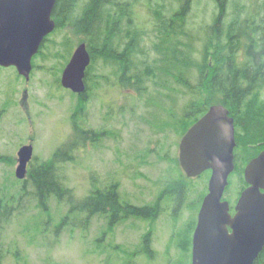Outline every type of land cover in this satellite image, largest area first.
<instances>
[{"label":"rangeland","instance_id":"rangeland-1","mask_svg":"<svg viewBox=\"0 0 264 264\" xmlns=\"http://www.w3.org/2000/svg\"><path fill=\"white\" fill-rule=\"evenodd\" d=\"M232 1L224 10L226 22ZM240 1L248 6L256 0ZM146 2L149 10L145 0L135 3L136 26L144 32L133 84L120 82L117 63L97 56L87 69L84 99L63 89L60 77L73 50L87 46L83 35L66 28L48 36L27 81L13 67H0V205L10 212L0 219V264H191V238L210 175L185 178L177 164L178 145L190 127L186 107L200 100L192 66L201 60L222 9L214 0ZM161 5L163 17L185 11L181 40L192 50L188 67L169 66L154 52L161 39L152 30L154 11ZM75 128L96 133L95 141H79ZM69 144L75 148L63 174L68 197L77 205L91 190L114 183L122 203L154 208V215L111 223L110 215L84 219L86 213H70L66 202L39 201L30 183L16 179L22 146L31 145V161L40 163ZM236 154L245 165L246 152L237 148ZM237 181L231 180L228 202L237 200ZM175 191H183L179 200Z\"/></svg>","mask_w":264,"mask_h":264},{"label":"trees","instance_id":"trees-1","mask_svg":"<svg viewBox=\"0 0 264 264\" xmlns=\"http://www.w3.org/2000/svg\"><path fill=\"white\" fill-rule=\"evenodd\" d=\"M136 1L56 0L52 12L56 24L54 31L66 28L74 35H83L91 62L97 56L112 60L119 65L120 82L133 84L132 79L137 76L134 72L139 71L137 58L141 52L138 42L144 32L136 26ZM214 1L222 9V14L207 36V43L200 53L201 60L192 66L198 72L195 93L200 100L191 101L187 105L184 119H190L191 126L210 106L223 105L234 120L236 149L242 148L246 152L247 163L264 149V0H256L248 6L240 0H233V12L228 22L224 10L230 0ZM143 6L149 10L151 5L148 6L145 0ZM162 6L154 11L152 30L161 38L160 43L154 46V52L161 55L169 66L188 67L192 50L181 40L186 31L184 10L180 9L171 16L164 14L163 17L160 12H164ZM47 39H44L39 52ZM121 45L125 47L119 52L117 48ZM210 50L213 51L210 53ZM87 74L86 70L85 84ZM182 83L186 85L183 80ZM79 96L84 99L86 92ZM75 134L79 135V141L86 137L94 140L97 136L96 133L83 132L78 128ZM253 147L255 151L251 149ZM74 148V145L69 144L64 150L59 149L46 162L39 163L36 158L31 161L27 178L23 182L31 184L39 201L51 198L57 203L66 202L70 213H86L84 219L94 215H110L107 218L109 223L133 216L151 218L154 215V208H134L122 203L114 183L101 190H91L77 205L68 197L71 196V190L66 186L63 174L64 163L71 159L67 154ZM234 153L237 163L236 150ZM243 168L244 165H235L224 196L228 195L234 177L238 179L240 188L238 196L245 188ZM182 195L183 191H175L176 200ZM9 214L7 205H0V219ZM253 264H264V249Z\"/></svg>","mask_w":264,"mask_h":264},{"label":"water","instance_id":"water-1","mask_svg":"<svg viewBox=\"0 0 264 264\" xmlns=\"http://www.w3.org/2000/svg\"><path fill=\"white\" fill-rule=\"evenodd\" d=\"M56 0H0V67L16 69L26 81L32 58L55 27ZM91 57L79 44L64 67L60 84L76 95L86 92V70ZM234 120L220 104L212 105L186 131L178 146V163L187 178L210 171L192 236V264H253L264 249V151L244 168L247 187L240 193L235 213L223 200L234 171ZM33 157L31 145L17 152L15 177L24 180Z\"/></svg>","mask_w":264,"mask_h":264},{"label":"flooded vegetation","instance_id":"flooded-vegetation-1","mask_svg":"<svg viewBox=\"0 0 264 264\" xmlns=\"http://www.w3.org/2000/svg\"><path fill=\"white\" fill-rule=\"evenodd\" d=\"M188 2V1H187ZM183 11V10H182ZM185 12V11H184ZM262 151H264V149H262L260 152H258L257 154H256V156L259 154V153H261ZM233 154H234V167H235V165H239V160H237V163L235 162V153L233 152ZM255 156V157H256ZM255 157H253V158H255ZM252 158V159H253ZM251 159V160H252ZM248 162H250V160L249 161H247V163ZM247 163L244 165V168H245V166L247 165ZM177 164L179 165V163H178V161H177ZM244 168H243V170H244ZM235 169V168H234ZM246 188V187H245ZM225 198V196L223 197V199ZM225 200V199H224ZM228 202V201H227ZM229 203V212H230V214L231 215H234V213H235V210H234V206H235V204H236V202L234 203V205L229 201L228 202Z\"/></svg>","mask_w":264,"mask_h":264}]
</instances>
